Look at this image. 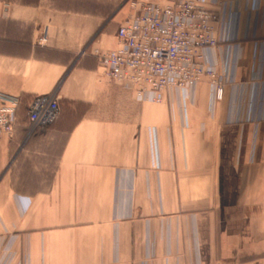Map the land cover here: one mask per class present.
<instances>
[{
  "label": "crops",
  "instance_id": "1",
  "mask_svg": "<svg viewBox=\"0 0 264 264\" xmlns=\"http://www.w3.org/2000/svg\"><path fill=\"white\" fill-rule=\"evenodd\" d=\"M0 0V264H264V0H219L207 51L233 78L141 102L98 51L144 2ZM132 13V12H131ZM61 113L36 126L37 95Z\"/></svg>",
  "mask_w": 264,
  "mask_h": 264
},
{
  "label": "built area",
  "instance_id": "2",
  "mask_svg": "<svg viewBox=\"0 0 264 264\" xmlns=\"http://www.w3.org/2000/svg\"><path fill=\"white\" fill-rule=\"evenodd\" d=\"M211 2L217 4L219 0ZM206 3V0L142 3L134 14L119 23L117 46L107 51L96 50L105 74L141 102H162L167 92L190 89L203 80L214 86L216 99H223L225 86L233 78L219 73L208 56L207 51L219 43L215 23L220 16L218 10ZM19 103L17 97L3 98L0 140L12 133ZM60 112L58 96L37 95L30 103L29 119L36 126H45L54 123Z\"/></svg>",
  "mask_w": 264,
  "mask_h": 264
},
{
  "label": "rangeland",
  "instance_id": "3",
  "mask_svg": "<svg viewBox=\"0 0 264 264\" xmlns=\"http://www.w3.org/2000/svg\"><path fill=\"white\" fill-rule=\"evenodd\" d=\"M136 11H137V10L131 11L132 13L130 12V15H131V14H134ZM128 16H129V15H128ZM157 103H160V102H157ZM60 113H61V112H60ZM57 119H58V118H57Z\"/></svg>",
  "mask_w": 264,
  "mask_h": 264
}]
</instances>
